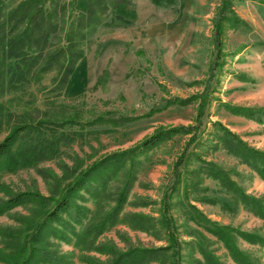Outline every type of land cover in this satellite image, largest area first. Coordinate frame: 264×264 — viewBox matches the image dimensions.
Wrapping results in <instances>:
<instances>
[{
	"label": "rangeland",
	"instance_id": "1",
	"mask_svg": "<svg viewBox=\"0 0 264 264\" xmlns=\"http://www.w3.org/2000/svg\"><path fill=\"white\" fill-rule=\"evenodd\" d=\"M22 1L6 0V6L13 9ZM84 1L85 8L81 6L83 0L76 4L74 0H56L58 30L51 51L65 46L64 30L78 21V14L87 7ZM131 1L132 6L111 10L100 24L86 31L80 44L84 57L64 91L53 87L58 66L30 80L14 79L11 84L8 71L15 67V61L0 57V113H4L0 143L17 123L15 115L32 109L54 115L49 121H58L61 126L48 128L68 137L51 160L28 168L0 170V207L21 193L59 198L63 189L92 164L135 148L160 129L194 125L200 104L196 95L203 93L208 81L216 53L215 21L225 0H175L176 4L162 7L150 0ZM230 6L244 22L236 29H225L221 38L225 64L213 80L205 129L197 142L189 144L191 136L178 135L137 156L138 165L135 163L130 175L131 163L124 168L112 167L117 177L108 179L104 189L93 184L95 194L82 192L78 203L91 211L84 223L100 220L115 205L122 186L135 177L117 225L80 246L74 245V239L67 243L48 237L43 244L48 251L70 264H104L132 249L167 247L170 235L160 224L164 206L168 207L165 216L178 248L151 254L154 262L147 264H173L174 259L180 264H204L196 247L202 234L222 264H235L223 243L193 220L190 205L221 225L264 237L263 220L243 206H235L217 181L195 173L202 165L199 156L228 171L247 194L264 199V180L226 150L214 149L217 132L212 123L220 122L250 147L264 152V125L231 115L221 107V103H229L264 108V0H234ZM190 98H195L194 102L185 106L179 102ZM185 154L188 159L177 172L176 164ZM176 179L180 184L175 185ZM206 197L217 200V204L200 202ZM224 203L231 210L224 209ZM52 207L51 200L43 201L0 216V264H18L28 255L30 237ZM133 214L155 217L156 230H134ZM77 231L82 228L77 227ZM238 245L264 264L263 247L241 239Z\"/></svg>",
	"mask_w": 264,
	"mask_h": 264
},
{
	"label": "trees",
	"instance_id": "2",
	"mask_svg": "<svg viewBox=\"0 0 264 264\" xmlns=\"http://www.w3.org/2000/svg\"><path fill=\"white\" fill-rule=\"evenodd\" d=\"M77 0H74L76 4ZM155 6L162 7L176 4L175 0H150ZM234 0H225L220 8L219 15L215 21V45L216 53L209 69L208 81L201 95H196L199 101L197 116L194 125L190 127L165 128L155 132L151 137L144 140L133 149L115 153L99 162L86 168L75 180L63 189L59 198L50 199L37 193H21L11 197L0 207V216L18 207L36 205L43 201H52L53 207L46 212L44 217L34 229L31 235L32 247L28 255L22 256L18 264H70L64 257L56 256L52 251L44 247L46 238L54 237L60 241L70 243L75 240L74 245L80 246L86 239H96L106 230L113 228L119 222V216L123 213L124 206L128 201V195L133 187L135 177L127 181L123 186L115 205L109 209L100 220L88 219L91 213L86 206L80 205L78 200L82 199V192L94 195L93 186L105 188L108 179L117 177L118 172L111 171L112 167L124 168L131 163L128 174H132L137 164V156H142L158 145L171 140L178 135L191 136L189 144L197 142V138L204 132V119L206 107L210 104V93L213 80L224 67L223 46L221 38L225 29H236L243 24L236 13L232 10L230 3ZM131 0H87V7L78 14V21L72 24L69 29L64 30V47L51 51L52 42L56 38L58 22L54 20L57 15L58 3L56 0H24L15 8L9 9L6 0H0V57L6 60L15 61V67L9 69L10 81L17 82L30 80L50 71L55 65L59 67L58 76L53 80V87L64 91L69 78L74 74L77 63L84 57V50L80 44L85 40L86 31L101 23V18L111 10H118L126 6H132ZM10 84V85H11ZM195 98L180 100L182 106L194 102ZM221 107L229 114L255 121L264 125V108L242 107L229 103H221ZM4 113H0V123ZM17 116V123L11 133L0 143V170L6 167L9 170L28 168L36 166L41 162L56 157L60 151L59 145L68 137L64 133L50 130L48 127L61 126L58 121H49L54 118L49 112L40 109L23 111ZM52 125V126H51ZM217 132V143L215 151L224 149L228 154L239 159L244 165L255 171L264 180V152L250 147L237 134L231 132L220 122L212 123ZM51 133V135H50ZM48 135L52 137H48ZM185 155L176 164L177 172L179 167L184 165ZM201 167L195 172L201 177L212 179L218 182L222 191L232 197L235 206H243L248 212L264 221V199H259L247 194L232 178L228 171L214 162H208L199 156ZM138 165V164H137ZM181 180L176 179L175 185ZM94 184V185H93ZM189 187L186 186V193ZM200 202L216 205L217 200L206 197ZM144 206V205H143ZM194 214L193 220L218 241L223 243L229 256L235 264H261L255 261L248 253L243 251L239 245V239L254 246L264 248V237L257 233H249L230 226L221 225L209 219L200 209L190 205ZM224 209H230L228 203H224ZM231 210V209H230ZM168 207L164 206V213L161 215L160 224L168 230L169 245L156 250L132 249L128 252L118 253L110 262L104 264H147L154 262L151 254L169 253L178 248V240L173 237L171 224L166 218ZM63 215L66 218H63ZM134 230L151 232L156 230L155 217L133 214ZM96 218V217H95ZM160 218V217H159ZM56 225L52 227L51 225ZM52 227V228H51ZM81 227L82 231H77ZM94 237V238H93ZM202 238L196 243L204 264H222L206 242ZM39 244H42L40 246ZM175 254L173 255V257ZM173 264H180L174 259ZM199 264L201 262L199 261ZM203 264V262H202Z\"/></svg>",
	"mask_w": 264,
	"mask_h": 264
},
{
	"label": "crops",
	"instance_id": "3",
	"mask_svg": "<svg viewBox=\"0 0 264 264\" xmlns=\"http://www.w3.org/2000/svg\"><path fill=\"white\" fill-rule=\"evenodd\" d=\"M81 6L83 7V8H85V1L83 0V2H82V4H81Z\"/></svg>",
	"mask_w": 264,
	"mask_h": 264
}]
</instances>
